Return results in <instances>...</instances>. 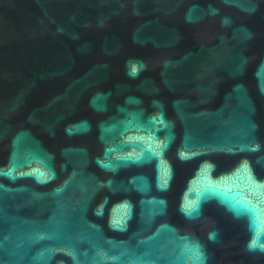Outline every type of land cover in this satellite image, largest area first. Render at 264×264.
Returning <instances> with one entry per match:
<instances>
[{"label":"water","instance_id":"obj_1","mask_svg":"<svg viewBox=\"0 0 264 264\" xmlns=\"http://www.w3.org/2000/svg\"><path fill=\"white\" fill-rule=\"evenodd\" d=\"M0 264H264V0H0Z\"/></svg>","mask_w":264,"mask_h":264}]
</instances>
